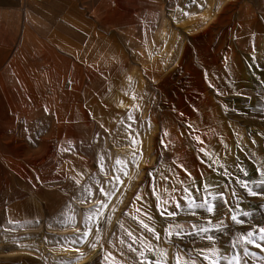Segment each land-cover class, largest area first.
Here are the masks:
<instances>
[{
    "label": "rangeland",
    "instance_id": "rangeland-1",
    "mask_svg": "<svg viewBox=\"0 0 264 264\" xmlns=\"http://www.w3.org/2000/svg\"><path fill=\"white\" fill-rule=\"evenodd\" d=\"M124 1L135 15L113 45L114 59L99 48L95 63L107 76L95 95L82 97L84 141L69 147L66 161L62 143L46 142L45 163L38 156L35 167L25 165L29 174L1 175L0 264H137L155 245L156 256L172 260L173 242L214 255L232 233L214 248L199 233L170 240L168 221L189 230L218 218L239 232L264 227V195L248 196L237 183L252 181L258 190L264 179V150L252 143L264 146V123L254 121L264 112V0ZM209 180L227 204L189 215L184 189L198 201ZM233 189L252 214L240 217L243 225L231 221ZM165 200L176 217L160 215ZM138 220L155 226L161 240ZM121 223L134 230L135 252Z\"/></svg>",
    "mask_w": 264,
    "mask_h": 264
},
{
    "label": "crops",
    "instance_id": "crops-1",
    "mask_svg": "<svg viewBox=\"0 0 264 264\" xmlns=\"http://www.w3.org/2000/svg\"><path fill=\"white\" fill-rule=\"evenodd\" d=\"M127 6L0 0V182L4 173L29 174L25 165L35 167L38 156L45 163L46 142L62 143L66 161L69 147L84 141L82 97L105 83L99 48L115 58L113 45L135 15Z\"/></svg>",
    "mask_w": 264,
    "mask_h": 264
},
{
    "label": "snow or ice",
    "instance_id": "snow-or-ice-1",
    "mask_svg": "<svg viewBox=\"0 0 264 264\" xmlns=\"http://www.w3.org/2000/svg\"><path fill=\"white\" fill-rule=\"evenodd\" d=\"M165 135H167V133H165ZM196 140L203 143L199 136L196 137ZM200 151L204 153L205 156H208V153L204 148H201ZM117 163H119V161H117ZM209 166L211 167V165ZM241 171L244 176L248 175V173L243 169H241ZM261 175L264 176V173H261ZM118 179L119 178H117V180ZM237 183L241 186V188L246 190L248 196L256 197L257 195H264V189L260 188V185L264 184V179L256 184V188L260 189L259 192L257 190H253L251 187L254 183L252 181L238 179ZM219 187L220 186L218 184L211 180L205 182L203 185V191L206 195L198 201H194L192 192L188 188H185L184 191L188 194L186 197V207L189 210L188 214L191 216H197L198 213L196 210L207 214H215V209L219 205L227 204L225 194L218 191ZM232 196L235 198V211H233L231 215V221H233L236 225H243L246 221L240 217H251L252 214L240 207L243 197L238 196L235 189L232 190ZM137 198L139 199V197ZM167 203V200L162 203L158 202L160 215L162 217H176L178 215L177 212L168 211L163 207V205H166ZM176 207L179 209L181 206L176 204ZM136 211L139 213L141 209L137 208ZM132 219L137 220V217L134 216ZM148 219H151V217H148ZM138 223L141 228L152 233L156 241L161 240L160 234L155 231V226L150 227L149 224L145 223L143 220H138ZM206 223L207 226L204 224L194 223L191 230H189L184 227L182 222L176 221L175 224H173L170 220L168 221V227L165 229V232L170 240L175 237L180 241L184 239L186 233L190 232L192 236H196L197 233H199V239L201 241L207 240L213 242V248L215 247V241L218 240L221 235L229 236V234L232 233L229 243L223 245L222 248H216L214 255L212 254V249L208 247L193 249L186 248L182 244L178 245L173 242L170 244V247L175 250V256L172 260L168 259L167 254L163 257L156 256L155 253L159 248V245H155L148 253H141L142 259H137V264H221L222 261H226L227 264H251L250 258L256 257L264 259V255H258L257 252L252 250L259 249L260 252L264 253V227L253 228L246 232H239L230 228L229 224L226 223L224 219L218 218L215 223L212 220H208ZM120 227L125 231L127 237L132 240V243L127 244L126 246L129 251L135 252L136 249L132 246L136 239L134 230L125 228L123 223L120 224ZM194 242L195 241H193V243ZM120 243L125 244V240L121 238Z\"/></svg>",
    "mask_w": 264,
    "mask_h": 264
},
{
    "label": "bare ground",
    "instance_id": "bare-ground-1",
    "mask_svg": "<svg viewBox=\"0 0 264 264\" xmlns=\"http://www.w3.org/2000/svg\"><path fill=\"white\" fill-rule=\"evenodd\" d=\"M254 121H256L258 123H264V112H262V115L258 116L256 119H254ZM252 143H254L253 145L255 146V150H259V151L264 150V146L263 145L260 146V144L257 141V139H254V141H252ZM240 152H241V149H239V154H240ZM244 162H245L246 165H250V163H248L247 159H245ZM171 168L173 169V171H176V170H174L175 169L174 167H171ZM246 168H248V166H246ZM252 188H253V190H256L255 187H252ZM262 189H264V188H262ZM91 205H92V203L87 202V203L83 204V207H89Z\"/></svg>",
    "mask_w": 264,
    "mask_h": 264
}]
</instances>
